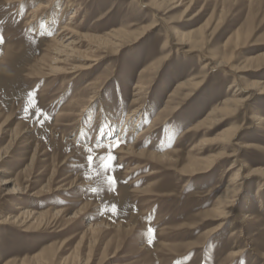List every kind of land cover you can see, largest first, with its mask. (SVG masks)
I'll use <instances>...</instances> for the list:
<instances>
[{
  "label": "rangeland",
  "instance_id": "374dc122",
  "mask_svg": "<svg viewBox=\"0 0 264 264\" xmlns=\"http://www.w3.org/2000/svg\"><path fill=\"white\" fill-rule=\"evenodd\" d=\"M32 1L0 0V129L7 131L0 141V157L7 155L0 170L11 172L7 189L22 192L0 198V264H264V211L252 198L259 182H241L247 194L239 197L225 229L209 237L219 223L211 210L219 204L228 180L222 174L232 160L188 177L179 172L191 155L200 158L201 171L205 159L226 145L222 132L232 128H239L232 145H251L240 150L243 164L237 166L243 173L264 170V127L250 119L255 112L264 115V0H184L173 10L163 2L162 13L143 7L148 0H59L49 34H34L26 23L52 14V0ZM38 1L45 7L33 15ZM68 1L73 6L65 9ZM75 12L71 26L84 37L122 29L131 32L128 41L74 80L46 76L48 61H36ZM173 29L188 34L187 46H177ZM221 62L227 64L215 69ZM189 80L197 85L177 88ZM137 82L140 96L132 90ZM247 83L256 89L247 93L250 101L191 131L224 100L241 98L237 94ZM90 100V114H82ZM136 108L146 115L134 132L107 136L106 126L94 137L101 118L120 124ZM152 122L155 131L143 134L137 149L173 150L171 161L119 153ZM76 127L88 133L80 138ZM105 139L111 143L104 148ZM204 139L209 141L201 144ZM109 155L112 167L105 169ZM59 209L66 210L63 216L55 215ZM28 210L42 217L24 218ZM76 211L83 215L70 220ZM245 212L258 219L243 221ZM245 236L255 251L233 257Z\"/></svg>",
  "mask_w": 264,
  "mask_h": 264
},
{
  "label": "bare ground",
  "instance_id": "6f19581e",
  "mask_svg": "<svg viewBox=\"0 0 264 264\" xmlns=\"http://www.w3.org/2000/svg\"><path fill=\"white\" fill-rule=\"evenodd\" d=\"M183 1L184 0H148V2L142 6L145 8H149V9L157 10L158 12H161L159 10V7L163 2L170 3L171 5H173V7L171 9V10H173L175 8L182 6ZM58 3H59V0H52V3L50 5L51 6L50 11L52 14H48L47 17H44L37 22L28 21L26 23L27 27H30L31 29H33L34 34L37 33L36 30L38 31L39 29H42L45 32V34H49L53 30V26L55 24V21L53 22V18H55V16H57V14L55 13V10H56L55 5H57ZM192 4H193V1H190V4L186 5L182 14L187 13L190 10ZM71 6H73V4L71 3V1H68L65 5V9L67 7H71ZM44 7H45V5H43L42 2H40V1L36 2V8L33 11V15L36 13V11H38L39 9H42ZM76 13L77 12H75L73 15H71V17H69V21H67L63 25L62 29L60 27L61 30L56 32L52 36V38L50 39V44L44 50L45 54L42 57H40L39 59H37V61H36V63H38L39 65H45V66H46V62L48 61V63H49L47 65L48 73L46 76H52V77L55 76L56 77L59 74H66V75H69V77L72 80H74L76 78V75L79 74V72H84V71H88L90 69H94L98 65L100 60H102L104 58L105 54L107 55V53H108L107 51L109 49H112V51L114 53H117L119 51V49H121L126 44V42L128 41L127 37L129 36V34L131 32H128V31H125L122 29H116V30L110 31V33L104 34L102 36V38H100V37L98 38V37H94V36L90 37V38L84 37L82 34H80V32L78 33L75 30L78 26L75 27V24H73L75 28L71 26V24H72L71 20L76 18V16H75ZM155 26L156 25L154 24V25H151L149 28H153ZM148 30L149 29H147L146 31H148ZM172 34L175 36V38L177 40V43H176L177 46H180L183 48V46H187L189 44V41H187V39H186L188 34L178 33L175 29H173ZM84 38H87L88 40H85ZM166 40H167V38H166ZM88 41H90V42H88ZM83 48L85 49V51L80 50ZM188 52L189 51L187 50L186 53H188ZM47 57L49 59H47ZM224 64H227V62H221V63L217 64V66H215L216 68L215 67L214 68L215 69L223 68V67H225ZM207 65L208 64L203 65V69H205L207 67ZM66 67L68 68L69 71H66L67 70ZM237 72L242 73L243 70H238ZM74 76H75V78H74ZM71 79L70 80L67 79L68 80L67 83H71L72 82ZM191 80H189L187 83H184V82L180 83L177 88L183 89L185 86L194 87L195 85H197L196 83L191 82ZM136 84L137 85L133 86L134 88L132 90L136 91V93H134L136 96H138V95L140 96L139 93H140L141 87L138 85V82ZM251 90H254V91L256 90L255 85L253 83H251V84L247 83V85L244 87V89L241 90V92H239L237 94L241 98L224 100L223 101L224 105L221 108L212 109L210 114L209 115L207 114L208 116L203 121H201L200 124L196 125L195 128L192 129L191 131L195 130L196 128H200L201 126H203L204 122L212 115H215L218 113H223V112L226 114H229V113H232L235 111L234 109H232V107H235L237 109V107L243 106V104H245L251 100V96L249 95L250 93L247 94ZM175 94H177V93L175 92ZM254 95L257 96V94H254ZM132 102L135 104L138 102V100L135 99ZM69 103H70V101H69ZM92 104H93L92 100L88 101V105L83 107V109L81 111L82 114H84V113L90 114V108H92V106H93ZM141 110H142L141 108H139V109L136 108V109L132 110L129 114H127L126 118L124 119L125 122L120 121V124H119V120L116 122L113 121L112 120L113 117L112 118L109 117L108 118L109 120L108 119L103 120V118L100 117L102 120H100V123L96 125L97 128L96 127H95L96 129L94 128L95 129L94 137H98V135L100 134V128L101 127L105 128L106 126H107L106 132H108V133H105V134H107V136H109L112 133V131H115V130H117L118 134H120V135H121V133H124V131L127 132V135H128L131 131L134 130L135 126L137 125V123H136L137 120L139 118L145 117L146 111H143V110L141 111ZM159 117L160 116H156V118L154 120L159 119ZM250 119L253 120L254 126H257V128H263L264 127V115H260V114H257L255 112V113L251 114ZM8 120L9 119H7L4 122L3 126H6V124L8 123ZM154 120H153V122H154ZM103 121H105L106 124L105 123L103 124ZM153 122L149 128L141 131V133L136 137V139L133 143H131L128 147H123L122 149H120L119 153L122 155L127 154L128 156H129V154H137L139 156L146 155L148 157L152 156L155 159H167L168 161H171V158L168 156V154L170 155V154L175 153L173 150L167 151L165 153H154L150 150L137 149V145H139L138 142H139L140 138L142 137V135L146 134L148 136L153 131H155L154 130L155 125ZM93 123H92V125L90 124L91 127H93ZM101 123H102V125H101ZM66 126L70 127L72 125H66ZM74 129H75V126H74ZM84 130L85 129H83L81 127H76V133H77L76 136H80V138H81L83 133H88L87 131L85 132ZM189 130H190V128L187 131H189ZM238 131H239V128H232V129H225L222 132V133H225V136H223V140H220V141L222 143L226 142L225 143L226 145L222 144L224 146V148L222 147V150L220 152H218L215 155H211L209 158L205 159V160H207L206 165H204L202 167V169H200L201 171H196L197 170L196 164L199 163V161H200V158H198L196 155H191V157L187 158V160H188L187 164L183 167L182 170L179 171L182 176L188 177V176H192V175L197 174V172H198V174H201V172H208L209 169L213 167V165H217L220 161L232 160L230 165H228L226 167V169L224 170V173L222 174L223 176L226 175L225 179L228 178V180H227L226 184L224 185V188L220 192L219 197L217 198L218 199L217 201L219 202V204L216 207H214L213 210H211V212L214 213L213 214L214 215L213 220L219 221V223L209 233V237H211L214 234H217L219 232H222L225 229V227L228 224L227 221H229V218L233 214L234 208L236 207V204L240 199L239 197L247 194L245 189H244L245 188L244 183H241L243 180L251 179L252 181L254 180L255 182H259L258 189L252 194V198L254 200L255 199L258 200L256 203H258V204L261 203V205L258 206L259 211H264V204H263L264 201L263 202L259 201L262 199L260 197V195L261 194L264 195V170L248 169L247 173H243L242 168L237 166V162H239V161L242 162L240 160V157H239L240 150H244L246 148H248V149L251 148V145H248V143H246V142L244 144L240 143V144L232 145V141L234 140ZM25 133H29V131H26ZM4 134H7V131L0 129V141L2 140ZM137 134L138 133H136L135 135H137ZM208 141L209 140L204 139V140H201L200 143L203 144V143H206ZM110 143H111L110 139H105L102 142V146H104V148H105L107 146H110ZM11 147H12V143L8 144L6 149L8 148L10 150ZM128 151H130V152H128ZM6 159H7V155L0 157V167H2L4 165ZM123 160L124 161L129 160V158H125ZM64 164L65 163L63 162L62 165H64ZM242 164H243V162H242ZM135 168H137V167H135ZM139 168H142V167H139ZM243 168L245 169L246 166L244 165ZM3 171L0 170V173L2 172L4 174V177L0 178V194L1 193L3 194V195H0V198H1V196L7 197V196L21 194L22 192L19 191L20 189L18 187L14 188L13 190L7 189V186L12 184V180L7 178V175H10L11 172L6 171V170L4 172ZM156 173L157 172H153V173L151 172L150 175H153ZM45 189H47V188H45ZM23 194H24V192H23ZM32 196L38 197L39 195L33 194ZM261 207H262V209H261ZM32 211H29V210L26 211L23 214V217L26 215L28 218L30 217L31 219H33L36 216L35 221L39 217H42V215L40 213H36V212H32ZM65 211L66 210H64V209H59L58 211H56L55 215L58 217L63 216ZM80 215H83V213H81V211H76L75 213L70 215V220L78 219ZM257 219H258V217L252 216V214H248V212H245L242 215V220L245 222H255ZM16 221H17V219L14 220V222H16ZM1 224L5 225L8 223L2 222ZM88 228H90V226H88ZM242 229H248V227L246 225H244V226H242ZM243 240H244L243 249L239 250L235 253H232L233 257L240 258V257H242V255L245 252H251V251L254 252L255 251V247L254 248L252 247L251 241L249 240V238L247 236H245L243 238ZM260 258H263V257L260 255Z\"/></svg>",
  "mask_w": 264,
  "mask_h": 264
},
{
  "label": "snow or ice",
  "instance_id": "6c2138e0",
  "mask_svg": "<svg viewBox=\"0 0 264 264\" xmlns=\"http://www.w3.org/2000/svg\"><path fill=\"white\" fill-rule=\"evenodd\" d=\"M100 132H101V134H103V132H104V128H103V127L100 128ZM89 151H91V149H89ZM112 159H113V157H112L111 155H109V156L107 157V161H108V163H105V164L103 165L105 169H111V167H112V165H111V160H112ZM92 160H93V157H92L91 155H89V156H88V161H89V163H91ZM109 180L111 181V177H109ZM93 191H95V190H93ZM152 242H153V241H152V238L150 237L149 240H148V243L151 244Z\"/></svg>",
  "mask_w": 264,
  "mask_h": 264
}]
</instances>
